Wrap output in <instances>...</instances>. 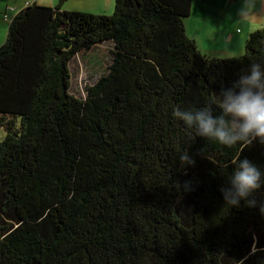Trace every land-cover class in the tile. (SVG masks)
Wrapping results in <instances>:
<instances>
[{
    "label": "trees",
    "instance_id": "1",
    "mask_svg": "<svg viewBox=\"0 0 264 264\" xmlns=\"http://www.w3.org/2000/svg\"><path fill=\"white\" fill-rule=\"evenodd\" d=\"M112 15L28 4L0 47V264H264V189L230 207L222 188L264 145L199 137L177 109L216 106L252 63L202 54L192 0H114ZM111 64L86 97L70 63L98 44ZM188 153L191 164H182Z\"/></svg>",
    "mask_w": 264,
    "mask_h": 264
},
{
    "label": "clouds",
    "instance_id": "2",
    "mask_svg": "<svg viewBox=\"0 0 264 264\" xmlns=\"http://www.w3.org/2000/svg\"><path fill=\"white\" fill-rule=\"evenodd\" d=\"M247 10L242 8L243 18ZM219 115H214L212 107L177 109L176 118L196 134L231 148L240 145L241 150L253 143L264 145V65L252 63L242 72L236 84L223 90L216 105ZM182 164L193 163L188 153L181 154ZM235 170L228 177V187L222 188L224 200L230 207H238L245 201L248 207H256L253 195L264 189V170L247 159L233 162ZM264 215V205L260 206Z\"/></svg>",
    "mask_w": 264,
    "mask_h": 264
},
{
    "label": "crops",
    "instance_id": "3",
    "mask_svg": "<svg viewBox=\"0 0 264 264\" xmlns=\"http://www.w3.org/2000/svg\"><path fill=\"white\" fill-rule=\"evenodd\" d=\"M34 1L33 3L44 7H55L56 5L54 0H51V4H46L42 0ZM30 2L32 1L0 0V47L6 41L9 23L19 11L28 4H32ZM58 6L61 7L60 4ZM242 8L247 10L243 18L239 15ZM199 13L198 21L192 23L193 16ZM5 15L6 18H4ZM188 18V23L185 22L186 34L196 43L200 52L199 46L202 49L210 47L212 50H222L225 48L229 52L240 53L246 36L264 26V0H201L197 4H194L192 0L191 13ZM239 27L242 28L241 32L238 30ZM204 30L212 34L210 40L200 36ZM197 37L200 42L199 46Z\"/></svg>",
    "mask_w": 264,
    "mask_h": 264
},
{
    "label": "rangeland",
    "instance_id": "4",
    "mask_svg": "<svg viewBox=\"0 0 264 264\" xmlns=\"http://www.w3.org/2000/svg\"><path fill=\"white\" fill-rule=\"evenodd\" d=\"M33 3L34 0H31ZM201 0H193L194 4L200 3ZM46 4H51V0H42ZM55 7L59 4L61 9L66 12H81L93 15H112L114 12V0H54ZM200 7V6H199ZM203 14V13H202ZM193 16L192 23L197 22L198 17ZM189 21V18L185 22ZM236 30V29H235ZM240 32L241 27L238 29ZM211 33L207 31L201 32V37L204 36L208 40L211 39ZM242 36H245L242 34ZM249 35L246 36L245 41ZM197 44L200 45L199 38L197 37ZM243 49L240 53L229 52L228 49L222 48V50L202 49L199 46L202 53L211 58L227 59L232 57L242 56L244 54ZM113 46L111 43H102L96 45L94 48L87 52L78 54L70 63L71 73V86L70 94L78 99H84L86 97V88L95 85V83L107 73V69L111 64ZM5 137V131L0 129V140Z\"/></svg>",
    "mask_w": 264,
    "mask_h": 264
},
{
    "label": "built area",
    "instance_id": "5",
    "mask_svg": "<svg viewBox=\"0 0 264 264\" xmlns=\"http://www.w3.org/2000/svg\"><path fill=\"white\" fill-rule=\"evenodd\" d=\"M4 18H6V15L4 16Z\"/></svg>",
    "mask_w": 264,
    "mask_h": 264
}]
</instances>
